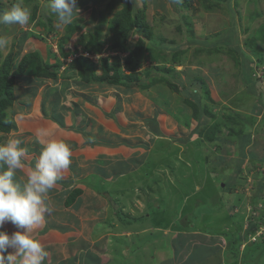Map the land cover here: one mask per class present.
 Masks as SVG:
<instances>
[{"label":"rangeland","instance_id":"1","mask_svg":"<svg viewBox=\"0 0 264 264\" xmlns=\"http://www.w3.org/2000/svg\"><path fill=\"white\" fill-rule=\"evenodd\" d=\"M109 1L77 0L72 23L58 28L57 17L46 8L48 0H23L31 9L29 23L0 25V35L10 40L9 47L0 50V75H5L4 85L9 83L12 92V97L9 94L4 97L0 110V120L3 124L10 120L12 126L5 131L6 141L14 138L12 132L20 126H35L23 118L17 119L18 125L12 124L19 108L15 106L26 105L22 97L29 94L32 98L43 94L42 102L52 95L67 101L78 98L83 89L92 90L95 93L87 91L78 99L94 96L99 101L96 107L107 110L113 105L111 118L120 117L122 122L140 111L149 117L151 112L146 113L147 109L172 110L162 118H171L170 131L175 130L176 141L171 139L167 143L181 150L187 147L184 155L190 152V162L184 165L187 168L184 177L190 172L191 176L186 181L181 175L177 179L173 170L169 179L182 180V185L188 186L176 184L174 190L169 180L165 196L147 209L149 216H131L136 218L129 226L131 229L148 230L140 235L142 238L131 235L137 245L122 249L116 258L110 250L111 237L116 233L103 231L98 236L103 264H111L108 260L114 264H264V0H230V5L216 6L210 11L199 0H190L189 10L183 8L185 5L173 7L179 0H112V7H106ZM15 2L0 0V13L8 11ZM180 30L197 36L191 38L193 41L187 48L180 44L183 40L177 34ZM227 37L229 42H225ZM152 42L161 45L165 52L178 46L185 49L188 66L182 87L191 84L192 93L204 94L196 82L201 77L210 92V98L206 96L202 101L204 109L214 117L193 114L184 100L192 98V94L170 95L163 84L162 88L152 89L150 84L157 78L153 71H149L153 75L141 72L142 80L133 72L128 81H123L127 80L126 65L130 67L137 48L140 54ZM207 43L213 46L207 47ZM81 47L99 54L98 57L90 56L91 59L74 61L71 65L66 60V65L65 58L82 52ZM24 57L26 65L22 67ZM154 59L144 60L135 69L143 71L144 65L146 70L153 61H164L158 56ZM132 88L136 89L130 94ZM171 102L176 104L170 105ZM21 110L20 116L35 115L28 109ZM147 119L143 118L146 126ZM2 131L0 143L5 138ZM180 138L186 141H177ZM194 149H199V154ZM23 169L14 177L18 183ZM137 205L142 206L141 202ZM51 211L57 212V206L48 212ZM157 226H162L158 235ZM35 238L45 240L44 235ZM57 259L52 258L51 264H56Z\"/></svg>","mask_w":264,"mask_h":264},{"label":"crops","instance_id":"2","mask_svg":"<svg viewBox=\"0 0 264 264\" xmlns=\"http://www.w3.org/2000/svg\"><path fill=\"white\" fill-rule=\"evenodd\" d=\"M181 77L184 79L185 74ZM158 87L159 85L155 84L152 89L156 90ZM133 89L136 88L128 92ZM87 91L83 89L81 92L85 94ZM42 97L43 94L40 97L35 94L33 98L30 94L25 95L22 98L26 105L17 103L15 106L19 108L17 115L12 119V124L18 125L17 119L23 118L26 123L35 125L26 128L20 126L18 131L12 132L14 138L20 140V146L26 149V155L22 158L25 171L15 179L21 185L26 182L28 172L35 166L42 146L48 140L56 139L67 143L71 148L72 157L69 168L61 173V179L45 197L49 211L57 206V212L45 213V222L35 227L31 235L34 238L36 235L38 237L44 235L45 240L41 241L47 251L44 264H51L53 262L51 259L56 256L58 257L56 264H103L102 254L99 253L101 238L98 236L103 235V231L117 234L111 237L113 241L110 250L116 254L113 258H116L122 249H132L136 246L130 236L142 238L140 235H145L148 229H131L129 218L133 215H138V218L150 215L146 212L147 209L154 206V201H161L165 196L164 188L167 184L169 186V180L172 181L169 179L172 173L169 172L175 170L177 179L180 175L184 177L186 168L184 165L190 162V152L185 156L186 146L181 150L180 147L169 146L167 143L171 139L175 140L173 133L175 130L170 131L173 127L171 118H162L169 115L172 110L166 112L164 109L156 111L147 109L146 113L151 112V115H147L149 117L140 111L122 122L120 117L111 118L115 111L113 105L109 110L99 105L96 107L99 101L94 96L91 99L75 97L67 101L61 98L57 99L56 103L48 98L42 102ZM122 106L127 107L125 102ZM21 107L35 115L20 116L23 109ZM170 107L174 109L173 106ZM181 108L187 111V108ZM176 112L182 114L178 110ZM42 113L46 116H42ZM174 114L173 112L172 116ZM156 116L160 118L156 119ZM142 117L148 118V126ZM172 119L179 125L175 118ZM117 124L120 130L117 129ZM37 129H45L46 135L38 138ZM4 133L3 143L6 142L8 134ZM179 140L186 141L185 138L177 139ZM173 151L176 152L171 156ZM193 152L199 154V149H194ZM188 169L190 170L189 167ZM190 176L191 172L182 180L186 181ZM177 179L175 182L172 181L171 187L174 190L176 184L188 186L182 185V180L176 182ZM75 189H78L79 193L72 196ZM137 202H141L142 206L139 207ZM158 207L159 205L157 209ZM121 215L125 216L123 222ZM160 227L157 226L158 229H155L156 235L160 233ZM17 230L10 222H6L0 228V231L9 234ZM49 249L52 252H48ZM8 251L14 252L11 248ZM107 262L114 264L113 260Z\"/></svg>","mask_w":264,"mask_h":264},{"label":"clouds","instance_id":"3","mask_svg":"<svg viewBox=\"0 0 264 264\" xmlns=\"http://www.w3.org/2000/svg\"><path fill=\"white\" fill-rule=\"evenodd\" d=\"M177 3L178 5H175V7H183L185 4L189 5V7L185 5L184 9L189 10L192 7L189 1L184 3L179 0ZM46 8L50 13L55 14L57 17V27L60 28L72 23L75 10L78 7L77 0H48ZM30 18L31 9L23 4V0H17L8 11L0 13V25L24 26L29 23ZM180 31L182 34L180 32L177 33L179 38L183 37L180 44H184L185 46L183 47L187 48L191 45V41H193L191 38L197 36L194 32L186 34L184 30ZM9 45V38L0 35V50L8 48ZM81 49L82 52L65 58L63 62L66 64V60L69 61L68 58L72 57V60L68 63L71 65L78 57H83L87 60V58L91 59V57L95 56L97 58V55H99L97 53H90L82 47ZM75 51L76 48L72 52ZM145 51L143 50L138 55L140 56L139 64L144 62V60L146 62L150 60L146 58L147 53ZM132 59L134 60L133 56ZM63 62L61 61V64ZM166 62L160 61L159 63L153 61L146 70L145 67L147 65H144L143 71L126 65L128 71L126 75H133L134 72L138 74V78H142L139 76L141 72L147 71L149 75H153L149 73V71H153L154 76L157 77L156 79L163 76L164 80L157 81L153 79V84H150V86L153 87L157 84L159 88H162L163 84L171 95V93L176 91L167 84V80L172 82L174 80L177 81L180 84V89H182L185 79L181 77L184 73L180 72L183 69L185 70L183 65H187V63L176 64L174 66L175 70L180 73L179 79V76L175 74L166 75L162 70L158 72V67L156 66H171V62ZM178 66L183 68L179 70L177 69ZM184 92H192V85L185 86L184 91L182 90L177 93L183 96L186 95ZM44 135H46L45 129H37L38 138ZM20 144V140L15 138H10L4 143H0V228L6 222H10L18 229L11 234L6 231H0V264H44L47 251L41 242L31 235V231L45 222V213L49 211L45 203V197L53 189L57 181L61 179V173L69 168L72 151L70 146L62 140H48L43 144L35 166L28 172L26 182L21 185V183L14 180L17 171L24 168L22 158L26 155V149L21 147ZM9 248L14 250V254L8 253Z\"/></svg>","mask_w":264,"mask_h":264},{"label":"trees","instance_id":"4","mask_svg":"<svg viewBox=\"0 0 264 264\" xmlns=\"http://www.w3.org/2000/svg\"><path fill=\"white\" fill-rule=\"evenodd\" d=\"M188 1H190V0H188ZM187 1V2H188ZM199 1H201V3H202V5L203 6H206V7H204V9H207L208 11H210V10H213V9H215V8H213V7H216V6H219V7H222V5L223 4H227V5H230V0H199ZM186 2V3H187ZM208 3H211V4H208ZM187 7H189V5H187V4H185ZM106 7H112V0L111 1H109L108 3H107V5H106ZM209 8V9H208ZM136 18L138 19H140V17H138L139 15H138V13H136ZM130 17V13H127V14H125V18L126 19H128ZM115 23L114 24H118V22L117 21H114ZM117 22V23H116ZM112 28V30L114 29V27L113 26H111ZM114 31V30H113ZM152 41H153V39H152ZM225 42H229V39H228V37H227V40L225 41ZM216 44H214V46H215ZM209 46H213V45H209L208 43H207V47H209ZM153 47H154V50H153ZM160 47V48H159ZM138 50L134 53V57H135V59L136 58H138L137 60H133L132 58H131V60H130V66L132 67V68H134V67H136V64H138L139 65V63H138V61H139V59H140V56H138L139 55V51H140V49H139V47L137 48ZM165 49H167V48H165ZM146 51V53H147V55H146V58H149V59H154V57H156L155 59H157V56L158 57H160V59H163L164 61H170L171 62V66H169V67H165V66H158V68H157V70H162V72L164 73V74H169V75H171V74H175V75H177V76H179V79H180V73H184V69L179 73L178 71H176L175 70V68H174V66L176 65V64H182V63H185V54L184 53H186V51H185V49H181V47H177V48H173L172 50H170L169 52H165L164 51V49L163 48H161V45H157V44H154L153 42H152V44L150 45V46H146V49H145ZM81 59H83V60H86L85 58H83V57H78V58H76L75 59V62H78L79 60H81ZM154 59V60H155ZM9 61H10V59H8ZM25 61H26V59H25V57H24V60H23V62L21 63V66L22 67H24L26 64H25ZM134 63V64H133ZM8 64V63H7ZM6 64V65H7ZM184 67H186L187 65L185 64V65H183ZM3 73H1V75H0V110H1V108L2 107H4L3 106V99H4V97H6L7 96V94H9L11 97H12V92H10L9 91V83L8 84H6V85H4L5 84V82H4V79H5V75H2ZM125 76L127 77V80L126 79H124L123 81L125 82V81H128V79H129V77H131V76H133V75H126L125 74ZM201 79V77H199V79L198 78H196V82L199 84V86H200V88H201V90L202 89H204V91H205V93L203 94L202 92H196L195 94L194 93H192V92H188V94H192V98L193 99H190L189 97L187 98V99H184L185 100V103L187 104V105H189L190 106V108H191V111L193 110L194 111V115L195 116H201V115H210V116H203V117H205V118H207V117H209V118H212V117H214V115L211 113V112H206V110L204 109V103L202 102L203 101V99L207 96L208 98H210V92L208 91V89H207V87L205 86V83H203V81H201L200 80ZM157 81H159V80H164L163 79V76H160V78L159 79H156ZM167 84L168 85H170L173 89H175V91L176 92H180V91H182V90H184V88H185V86H183L182 87V89H180V87L178 86V83H174V82H172V81H170V80H167ZM250 90H251V87H250ZM252 91V90H251ZM52 101L54 102V103H56L57 102V98H56V95H52ZM192 100V101H191ZM192 111V112H193ZM5 122H7L8 124H3L4 122L3 121H1L0 120V130L2 131V130H4V131H2V132H5V131H9V129L12 127L11 126V122H10V120H8V121H5ZM77 193H79V190L78 189H75L74 191H73V194H72V196H75ZM154 207V206H153ZM119 210V209H118ZM125 217V216H124ZM127 218H129L128 216H126ZM135 219L136 218H129V222H132V221H135ZM121 221L123 222V221H125V219H123V218H121ZM237 251V250H236ZM238 252V251H237ZM238 255V253H236L235 252V254H234V256H237Z\"/></svg>","mask_w":264,"mask_h":264},{"label":"built area","instance_id":"5","mask_svg":"<svg viewBox=\"0 0 264 264\" xmlns=\"http://www.w3.org/2000/svg\"><path fill=\"white\" fill-rule=\"evenodd\" d=\"M68 60H69V61L72 60V57L68 58Z\"/></svg>","mask_w":264,"mask_h":264}]
</instances>
